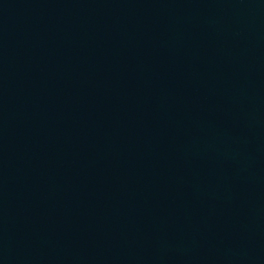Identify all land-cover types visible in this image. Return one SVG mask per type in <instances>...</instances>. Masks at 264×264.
<instances>
[{"label": "water", "instance_id": "95a60500", "mask_svg": "<svg viewBox=\"0 0 264 264\" xmlns=\"http://www.w3.org/2000/svg\"><path fill=\"white\" fill-rule=\"evenodd\" d=\"M0 264H264V0H0Z\"/></svg>", "mask_w": 264, "mask_h": 264}]
</instances>
